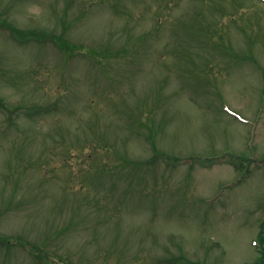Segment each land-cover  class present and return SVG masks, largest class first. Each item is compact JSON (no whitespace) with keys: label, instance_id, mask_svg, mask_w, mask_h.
Segmentation results:
<instances>
[{"label":"rangeland","instance_id":"1","mask_svg":"<svg viewBox=\"0 0 264 264\" xmlns=\"http://www.w3.org/2000/svg\"><path fill=\"white\" fill-rule=\"evenodd\" d=\"M0 103V264L260 257L264 1L0 0Z\"/></svg>","mask_w":264,"mask_h":264},{"label":"trees","instance_id":"2","mask_svg":"<svg viewBox=\"0 0 264 264\" xmlns=\"http://www.w3.org/2000/svg\"><path fill=\"white\" fill-rule=\"evenodd\" d=\"M60 37L62 38V36H60ZM230 162L238 165V163L236 161H233V159H231ZM241 164H243V163H241ZM243 166H244V164H243ZM259 241H260V245H261V250L263 251L262 252V257L258 261L253 262V263H248V264H264V223L261 224V231H260V234H259Z\"/></svg>","mask_w":264,"mask_h":264}]
</instances>
